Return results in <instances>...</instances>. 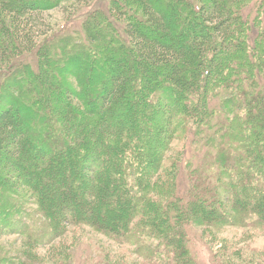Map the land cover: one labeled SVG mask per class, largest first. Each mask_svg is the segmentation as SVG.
<instances>
[{
  "label": "trees",
  "instance_id": "trees-1",
  "mask_svg": "<svg viewBox=\"0 0 264 264\" xmlns=\"http://www.w3.org/2000/svg\"><path fill=\"white\" fill-rule=\"evenodd\" d=\"M69 1L89 2L0 0V236L19 234L33 245L51 246L67 234V225H88L116 243L136 244L142 258L155 256L146 250L150 245L156 251L167 248L165 258L172 264H197L187 255L185 228H199L211 245L219 244L225 228L264 234V18L250 42L242 10L252 0H111L110 18L96 10L84 22V47L73 37L54 47L60 53L52 64L54 74L45 75L38 89L31 66L19 58L36 50L39 60L54 59L57 54L48 44L45 50L37 44L46 35L36 30L45 27L38 18ZM113 14L122 25L110 23ZM33 78L36 86L25 87ZM27 91L36 96L44 92L36 98L51 97V102L48 107L38 104L41 111H36L37 101L23 103ZM68 100L83 107L93 102L105 122L116 121L122 132L128 128L118 138L119 161L110 165L101 202L81 207L82 212L75 208L79 217L65 225L53 219L51 194L36 188L32 175L41 180L39 172L50 159L58 163L66 156L71 159L69 177L75 176L77 156L72 149L67 155L63 151L71 147L65 137L69 141L74 124L65 113L61 127L55 112H47L65 103L61 110L78 116ZM129 103L139 107L135 121ZM183 126L189 134L193 131L189 138L205 164L203 184L193 186L186 199L176 180L165 181L160 190L151 188L174 139L165 135ZM100 165L96 162L92 169ZM50 171L43 175L52 180ZM76 178L80 194L86 185ZM24 187L29 190L26 200L20 199ZM100 212L108 218L99 220ZM85 217L91 222L82 221ZM14 262L0 249V264Z\"/></svg>",
  "mask_w": 264,
  "mask_h": 264
},
{
  "label": "rangeland",
  "instance_id": "rangeland-1",
  "mask_svg": "<svg viewBox=\"0 0 264 264\" xmlns=\"http://www.w3.org/2000/svg\"><path fill=\"white\" fill-rule=\"evenodd\" d=\"M110 1L111 0H89V2L86 1V3L69 1L68 3L60 5L56 9L44 13L38 18L41 24H45V27L42 28L39 26L36 30L41 33L46 32L45 36L37 38V44L39 42L38 45H40L39 49L44 48L45 50V45L47 46L48 44L49 48H51V53L53 54L56 52L57 54L53 56L54 59L47 60L48 58H46V61H41L37 56V51L33 50L32 52L25 53L19 58L20 62L31 66L32 75L36 78L35 81H37L38 89L40 85L38 83L43 81L45 75L54 74L51 71L52 64L55 66L54 60L60 55V53H57L58 50H55L56 48L54 47L60 46V41L63 42V40L70 37H73L76 43L81 44L79 48L84 47V45H86L82 29L84 22L96 10L106 12V16L110 18V13L108 11ZM262 6L264 5L261 4V0H252L251 3L246 4L242 10L244 20H247L250 26V42L255 38L256 33L261 30L257 25L262 27L259 23V20L264 18V14L262 15L264 9L262 8L259 11V8ZM112 18L113 19H110V23H113V26H120L123 24L118 20V17L115 14L112 15ZM125 62L129 65L128 60ZM138 68L139 67L136 66V70H134L135 74L139 73ZM37 77L41 78L38 79ZM32 80H34V78L27 81L25 87L29 89L30 87H35L36 84L33 83ZM66 82L71 83L68 78ZM46 88L48 90L47 93H50L51 90L48 87ZM33 89L35 90L36 88ZM40 95H44V92H41ZM40 95L38 94L36 96L27 91L23 103L30 104L33 100L37 101L35 108L36 111L39 109L38 104L41 105V107H48L47 104L51 102V97L49 98L46 96L36 98ZM254 98L255 101H259L257 97ZM56 100L57 99H55V102ZM63 100L65 99L63 98ZM66 104L78 111V116H76L75 113H72L71 109H69V113L64 111L66 107L65 103L63 105L61 103L55 108L54 106L52 107L49 105V107L52 108H48L47 112L49 114L55 112V117L58 119L57 121L61 122V127L62 124L65 125L62 122L65 113L68 120L70 119L74 124V126H71L70 128L74 133H69V141L67 140V137L64 136L66 139L65 142L68 143L66 145L71 147L65 148L63 151L65 155H67L69 149H72L71 151H74V155L77 156L73 162L74 167L76 166V170L71 172V174L74 173L75 176L69 177V161H71V159L66 158V156L61 158V161L58 162L59 164L55 163L53 158L50 159L49 167L47 169H41V172H39L42 173L40 174L41 180L37 179V177H39L38 175H32L36 177L34 184L39 185L36 188L40 189L41 187L42 191L43 189H46L48 190V194H51V197L48 196L49 198L47 197V199L55 204V208H51V212L55 216L53 219L59 222L62 221V224L65 223V225L66 222L79 217L77 216V211L74 210L75 208L80 212L81 207L84 209L86 205H94L99 202V198L101 202L104 186L110 182V165L113 167L119 161L120 156L118 155V150L121 145L118 142V138L125 135L128 128H124L126 127V124H123L122 127L124 129L122 132L116 128V121L113 122V124L105 122V115L102 116L99 113L100 111H98L96 104L93 102L89 104V107L86 105L83 107L78 100H68ZM245 105L246 104L242 106ZM59 106L61 107L59 108ZM129 106V111L133 110L131 117H133L134 120L132 121H135L136 115L139 113V107L133 103H129ZM62 107H64V110H61ZM39 110L41 111V109ZM189 110L191 109H188V111ZM44 122L46 125H49L47 120ZM111 126H113V128H111ZM192 135L193 131L191 130L189 134L184 126L180 129L175 128V130L171 131L169 136L168 134L165 135V137L168 138L172 136L174 139L166 153L163 162V169H160L155 174V184L152 187L150 186L153 191L160 190L161 184L165 181L176 180L179 186V194L186 199V197L188 198L187 195L191 194L189 191H193V186H200L203 184L202 178L204 177L201 173L205 172V164H201L202 161H198L200 160L201 153L192 145L193 137L191 140L189 138ZM205 156L206 154H202V158ZM79 159L83 160L79 161ZM96 162L101 163L99 170L92 169ZM174 167L176 168V171H174ZM50 170H54L53 172L55 174V178L52 180H49L48 175H43V173L47 171L51 173ZM196 171L197 173H194ZM192 172L193 175L190 174ZM76 177H82L85 181V191L82 192L81 190V195L78 193L80 186L77 181L79 178ZM62 179L64 180V184H60L61 186L59 187L57 183ZM44 180L47 181L45 182L46 184L44 183ZM23 191L20 199L26 200L24 196L29 190L24 187ZM93 191H96V193L98 192L97 197H91V195H88ZM155 196H157V194H152V197ZM37 197H40V195ZM31 203L34 204V202ZM146 212L149 213V211ZM93 215L94 218L95 216L98 217L95 213ZM98 215L99 220L102 218L106 220L108 218L106 214H101V212ZM91 220L90 217L82 219V221H87V223L91 222ZM29 222V224H31L30 226H33V223L35 222L34 217L31 218ZM3 225L6 226V223ZM66 228L68 230L67 234L56 239L57 241L51 246L33 245V243L26 239L25 236L19 234L1 235L0 249L8 262L11 260L16 261L14 264L17 262V264H30L28 263L29 260L34 259H36L38 263L41 262L43 264H172L173 262L165 258L167 248H162L161 250L156 251L154 248L155 246L149 245L146 250L149 248L150 251L155 253V256L152 258L147 257V259H145L139 256L140 254L136 249V244L116 243L108 237L98 233L91 226L79 225L73 227L72 225H67ZM184 234L187 236L186 238L188 240V244H186L187 255L190 258H195L197 264H218V262L225 263V261L228 264H264V234L260 231H247L233 227L225 228L221 232V236L218 238L219 244L212 245L206 243L203 237H201L199 228H185ZM233 242H236V244L233 245ZM63 254L65 259L62 257ZM17 256L20 257L18 260L16 259ZM30 257L32 258L29 259ZM215 258H217V260ZM176 259L178 261L179 256Z\"/></svg>",
  "mask_w": 264,
  "mask_h": 264
}]
</instances>
